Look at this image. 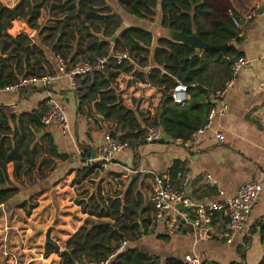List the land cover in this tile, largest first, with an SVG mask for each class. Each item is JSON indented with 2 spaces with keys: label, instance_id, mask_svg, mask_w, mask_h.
I'll return each instance as SVG.
<instances>
[{
  "label": "trees",
  "instance_id": "16d2710c",
  "mask_svg": "<svg viewBox=\"0 0 264 264\" xmlns=\"http://www.w3.org/2000/svg\"><path fill=\"white\" fill-rule=\"evenodd\" d=\"M116 1L127 14L151 21L160 8L162 28L186 35L196 31L202 40L214 46L237 40L239 35V27L233 22V16H237L234 0ZM116 9L109 0H19L17 14L12 8L0 6V30L11 27V21L16 18L27 20L32 29L41 28L45 32L42 41L51 47L56 56L61 55L71 62L94 60L116 51H129L135 63L112 62L105 73H95L99 79L96 84L89 83L90 75L79 78L77 92L81 99L96 100L98 91L108 87L119 73L133 72L137 81L151 84L162 93L159 111L152 124L159 125L170 140L190 138L193 132L206 124L212 106L210 95L231 76V66L240 57L239 51L234 44H229L226 54L216 49L198 51L166 37H159L152 50L153 33L135 25L123 28V16ZM230 9L233 14L229 12ZM43 11L54 18L55 23L39 25L38 18ZM117 33L118 37L112 41ZM101 34L104 39H101ZM12 42L20 51L18 58L19 66L23 69L20 73H25L23 78L43 75L37 73L29 63L35 53L44 54L41 48L32 44L31 37L24 33L12 39ZM151 60L155 64H151ZM146 66L151 67L149 71L141 69ZM2 77L0 74V79ZM14 82L5 80L0 82V87L12 86L16 84ZM178 82L188 87L190 98L184 105L175 103L171 97ZM108 100H112L109 105L104 99L97 102V109L107 118L127 121L130 126L128 135L135 139L142 137L143 141L145 130L134 110L118 102L116 95H111ZM5 110L6 106H0V206L9 205L13 198L28 190L30 194L15 207L29 215L38 206L34 200L35 194L51 187L48 178L70 155L60 153L51 133L46 132L38 137L45 128L41 121L47 110L45 102L18 116H8ZM11 121L17 125L12 127ZM119 139L129 141L132 147L136 146V142L128 138ZM80 147L82 157L91 156V147L82 143ZM10 163H13L12 177ZM179 163L182 164L177 162L174 172L184 173L185 169ZM98 168H101L99 163L87 164L83 170H78L77 180L86 179ZM134 183L133 180L122 196L93 198L89 207L79 202L82 211L88 213L89 217L71 235L64 249L48 235L46 255L58 254L59 264H101L106 261L107 264H185L173 257L163 262L139 246L141 237L149 233L153 219L151 207H144V197L136 191ZM103 222H110V226L98 225ZM261 230L264 231V225ZM170 237L168 234L158 236L162 240H169ZM122 241L128 244L117 252ZM202 264L219 263L203 261Z\"/></svg>",
  "mask_w": 264,
  "mask_h": 264
},
{
  "label": "crops",
  "instance_id": "0c3cea01",
  "mask_svg": "<svg viewBox=\"0 0 264 264\" xmlns=\"http://www.w3.org/2000/svg\"><path fill=\"white\" fill-rule=\"evenodd\" d=\"M109 1L123 16V28L135 25L153 33L154 43L151 49L154 50L157 39L164 37V29L160 26L162 17L160 8L154 20L151 21L129 15L116 0ZM18 2L19 0H0V6L5 5L14 9L17 8ZM234 2L241 26L237 40L229 44L235 45L240 56L245 57L247 63L240 70L233 88L226 97V102L229 104L228 114L218 115L213 127L192 140L190 147H184L167 137L152 143L142 141V137L137 139L130 137L128 135L130 126L127 121L121 118H107L96 106V103L102 99L109 105L112 100H108V97L116 95L118 102L134 110L145 130L155 119L162 101V93L157 88L137 81L133 72H121L108 87L98 91L96 100L81 99L77 90L72 88L70 79L60 72L58 60L51 47L43 43L42 37L45 32L38 28L27 33L31 37L32 44L44 52L43 55L38 52L32 55L30 66L35 68L37 73L55 76L50 90L65 108L71 126L70 133L67 134L55 125L45 127L39 132L38 137H42L46 132L51 133L60 153L68 154L70 158L60 163L58 169L48 178V182L52 184L51 187L35 194L34 200L38 202V206L29 215L23 209L15 207L30 194L28 190L13 198L9 205L0 206V259L2 261L6 257L4 249L7 245L10 251L22 253L21 240L25 241L27 237L26 241H28L30 232L36 228L38 231H45L43 241L50 229L53 230V235L54 232H64L66 240L63 249L65 248L71 235L89 217L88 213L82 211L81 205L75 202L78 195H81L80 186L82 185L74 182L82 157L80 143L91 147V151L97 150L108 132H114L119 138H128L136 142V146H131L119 154L117 159L107 167V171L103 170L104 172L100 173H102L101 180L108 171H114L117 177L125 180L123 192L134 180L133 186L144 197V207H151L150 214L153 222L150 225V231L139 241V246L144 251L161 258L163 262L169 257L180 260L197 257L202 262L215 261L219 264H231L237 263L235 259L241 252L242 245H251L253 239L264 245V231L261 230L264 225V0H234ZM254 10H256L255 14L249 18L248 16ZM11 22V27L0 30V74L3 75L0 82L14 80V83H18L25 73H20L23 70L19 66L20 51L12 39L26 32L22 19L16 18ZM48 23H55V20L43 11L38 18V24L44 26ZM118 34L115 35L116 38ZM101 39H104L103 35ZM8 43H10L9 46H7ZM75 50L76 43H74L73 52ZM150 68L147 66L142 70L149 71ZM97 75H90L88 79L90 84L93 82L96 84L99 81ZM107 92L109 93L104 94ZM47 95L48 89L44 87L12 91L4 86L0 87V106H6L5 113L8 116L13 114L18 116L37 108L40 103L45 102ZM11 125L14 127L17 123L11 121ZM216 130L223 132L225 137L223 142L216 138ZM182 158L191 160L190 164L186 162L179 164L192 173L189 193L197 202L216 200L219 198V189H223L226 196H235L245 180L255 179L261 182L260 198L243 230L233 242H227L224 237L228 219L223 213L218 214L214 222L216 229L214 239L199 238L191 227H184L181 233L172 235L169 240L158 238L160 234L166 233L163 226L154 221L155 210L151 202L153 178L148 171L158 173L175 185L182 172L175 173L174 167ZM9 172L12 177L13 163L9 164ZM208 174L212 175L217 185L207 180ZM109 181L111 180H104L102 186L105 187L106 182ZM92 194L90 197L93 196ZM253 226H255V232ZM19 257L27 264L28 255ZM260 258L258 264L263 263L264 250L263 253L260 251L258 254L257 261ZM9 262L13 264L11 259ZM39 262L41 261L30 264Z\"/></svg>",
  "mask_w": 264,
  "mask_h": 264
},
{
  "label": "built area",
  "instance_id": "2783aa9c",
  "mask_svg": "<svg viewBox=\"0 0 264 264\" xmlns=\"http://www.w3.org/2000/svg\"><path fill=\"white\" fill-rule=\"evenodd\" d=\"M255 11L248 17L251 18L255 14ZM229 12L233 14L231 9ZM233 22L237 27L241 26L237 16H233ZM56 58L60 72L70 79L74 90H77L79 78H85L97 72L105 73L112 62L117 64H122L127 61L135 63V59L129 51H116L106 56H100L94 60L86 59L79 62L65 60L61 55H57ZM246 63L247 60L245 57H238L231 66V76L229 79L220 88L211 93L212 106L206 124L193 132L190 138H179L173 140L174 142L180 143L184 147H190L192 140L213 127L218 115L228 114L229 104L226 102V97L233 88L240 70ZM54 80L55 76L52 74L29 76L22 78L18 83L7 87V89L12 91L34 87L48 89V95L45 99L47 110L42 117V124L45 127L55 125L67 134L70 133L71 129L70 120L65 108L50 90ZM171 97L175 103L184 105L190 98L187 85L178 82L172 91ZM215 134L218 141H224L225 137L222 131L216 130ZM143 138L146 143H152L162 140L165 138V135L159 125L150 124L145 128ZM130 147L131 144L129 141H122L114 136L113 133L108 132L105 134L94 156L86 155L82 157L83 162L81 168L89 163H99L101 168H107L117 159L119 154ZM80 155L82 156V150H80ZM180 162L190 164L191 160L182 158ZM148 172L152 174L153 178L151 202L155 210L154 221L158 225H162L164 232L170 236L181 233L184 227H191L199 238L214 239L216 235L214 218L218 214L223 213L228 219L224 237L227 242L231 243L243 230L262 192L261 182L255 179H249L242 182L235 196H226L224 190L219 189V198L216 200L197 202L189 193L190 182L192 180L190 170L186 169L180 175L175 185L165 180L158 173ZM206 178L214 182L212 175L208 174ZM214 184L217 185L218 183L214 182ZM127 244V241H122L117 252L123 250ZM21 249L23 254L28 255L27 264L35 263V260H45V254L43 252H37L36 246L27 245L23 239ZM4 256L11 259L13 264H25L19 255L8 250L7 246L4 249ZM181 261L185 264H202V261L197 257H187L181 259ZM107 263L108 261L101 264Z\"/></svg>",
  "mask_w": 264,
  "mask_h": 264
},
{
  "label": "rangeland",
  "instance_id": "374dc122",
  "mask_svg": "<svg viewBox=\"0 0 264 264\" xmlns=\"http://www.w3.org/2000/svg\"><path fill=\"white\" fill-rule=\"evenodd\" d=\"M135 67L138 68V65H135ZM141 69H143V68H141ZM111 133H114V132H111ZM82 162L83 161H82V157H81V161L78 164L77 173H78L79 169L83 170L86 167V165H85L83 168H81ZM103 170L107 171L108 168H98L86 179L77 180V177L74 179V182L82 184L80 186L81 195L80 196L78 195V199L75 200L76 203L79 204V202H84L89 207V203L93 198L100 199L101 196L106 198V197L112 196V195H121L122 196L125 193V192H123V190H124V185H125L126 181L117 177V174H115L114 171L113 172L108 171L106 173V176L104 178H102L103 180H101L102 173H100V172H104ZM107 179H110L111 181L106 182L105 187H103L102 183L104 180H107ZM108 183H111V185L108 186L107 185ZM115 189L117 191H115ZM91 193H93L92 197H90ZM81 208H82V206H81ZM94 219H96V218H94ZM43 232H45V231H43ZM43 232L38 231L37 228L33 229V231L30 232V234H31L30 239L28 241H26V239H27V237H26L25 241L28 243L27 245L32 244V245L36 246L37 252H39V253L43 252L45 254V260H42L38 264H59L60 256L58 254L53 253L51 255H46L45 243H46L47 236L49 235L51 237V239H53L58 244H60L61 248L63 249L64 241L66 240V238H64L65 234H64V232L63 233L54 232V235H53V230L50 229L46 233L47 236H46L45 241H43V234H44ZM21 246H22V240H21ZM7 247H8V250H10L9 249L10 247L8 245H7ZM241 248H242L241 252L238 253L237 259H235L237 261L236 264H240V263L241 264H258L259 263L261 258L258 261L256 258L258 257V254L260 253V251H262V253H263L264 245L262 246V244L260 242L258 243V241L256 239H253L251 245L245 244V245H242ZM16 252L18 253L19 256H21V258H23V256H25L23 253H21V252L19 253V251H16ZM37 255H41V254H37ZM35 262L37 263L38 261L35 260ZM8 263H10V262H9V258L7 256L5 257V259H3V261L0 259V264H8ZM262 264H264V260H263Z\"/></svg>",
  "mask_w": 264,
  "mask_h": 264
},
{
  "label": "water",
  "instance_id": "95a60500",
  "mask_svg": "<svg viewBox=\"0 0 264 264\" xmlns=\"http://www.w3.org/2000/svg\"><path fill=\"white\" fill-rule=\"evenodd\" d=\"M15 13L17 14V8H14ZM24 28H25V32L26 33H31L32 32V28L29 26V23L27 20L24 21ZM164 30V37L169 38L175 42H180L183 43L185 45L188 46H192L194 48H196L198 51L201 50H209V49H216V50H220L222 53L226 54V50L229 46V43H226L224 45L221 46H214L211 44L206 43L204 40H202L196 33V31H194L191 35H186L183 32L180 31H176V30H172L169 28H163ZM115 36L112 38V41L115 40ZM152 64H155L154 60H151ZM96 150H92V155H95ZM182 207V206H181ZM184 208V207H182ZM98 225H104V226H110V222H103L100 223Z\"/></svg>",
  "mask_w": 264,
  "mask_h": 264
}]
</instances>
